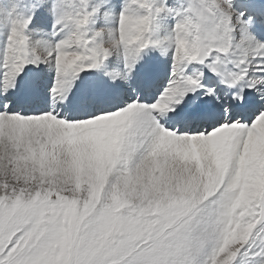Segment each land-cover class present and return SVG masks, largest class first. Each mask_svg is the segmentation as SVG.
I'll return each instance as SVG.
<instances>
[{
  "label": "snow or ice",
  "instance_id": "obj_1",
  "mask_svg": "<svg viewBox=\"0 0 264 264\" xmlns=\"http://www.w3.org/2000/svg\"><path fill=\"white\" fill-rule=\"evenodd\" d=\"M89 4L0 9V264H264V0Z\"/></svg>",
  "mask_w": 264,
  "mask_h": 264
},
{
  "label": "rangeland",
  "instance_id": "obj_2",
  "mask_svg": "<svg viewBox=\"0 0 264 264\" xmlns=\"http://www.w3.org/2000/svg\"><path fill=\"white\" fill-rule=\"evenodd\" d=\"M119 0H90L89 9L95 6L99 8V13L94 17L95 23L93 27L100 28L103 26H111V20L104 16V13L109 10L110 3H117ZM30 0H0V9H3L4 12L11 11L15 8V12H13V16L17 13L25 11L27 4ZM183 0H168L169 6H175L177 8L181 7ZM119 11V8L116 9ZM156 33L157 37H163L168 28L172 25V20L170 18H165L163 15L159 16L156 20ZM170 24V25H169ZM7 25H0V31H6Z\"/></svg>",
  "mask_w": 264,
  "mask_h": 264
},
{
  "label": "bare ground",
  "instance_id": "obj_3",
  "mask_svg": "<svg viewBox=\"0 0 264 264\" xmlns=\"http://www.w3.org/2000/svg\"><path fill=\"white\" fill-rule=\"evenodd\" d=\"M170 25V24H169ZM153 55H159V53H152Z\"/></svg>",
  "mask_w": 264,
  "mask_h": 264
}]
</instances>
